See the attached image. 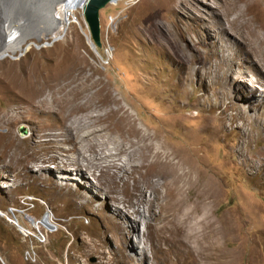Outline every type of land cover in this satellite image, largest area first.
Listing matches in <instances>:
<instances>
[{
  "label": "rangeland",
  "instance_id": "374dc122",
  "mask_svg": "<svg viewBox=\"0 0 264 264\" xmlns=\"http://www.w3.org/2000/svg\"><path fill=\"white\" fill-rule=\"evenodd\" d=\"M62 1L0 0V264H264V0L113 1L95 49L78 5L52 29ZM127 117L193 160L161 217L154 156L113 176L149 152Z\"/></svg>",
  "mask_w": 264,
  "mask_h": 264
},
{
  "label": "bare ground",
  "instance_id": "6f19581e",
  "mask_svg": "<svg viewBox=\"0 0 264 264\" xmlns=\"http://www.w3.org/2000/svg\"><path fill=\"white\" fill-rule=\"evenodd\" d=\"M79 1V2H78ZM113 1H115V0H113ZM172 1H174V0H172ZM77 2V3H76ZM72 3H73V5L74 6H76V5H78L79 6V3H81V0H63L59 5H58V7H54V14L52 15V19H54V23L52 24V29H56L57 28V24L59 23V20H60V17H61V15H62V6H67V4L68 5H72ZM247 3V6L248 7H250V5H251V2L250 1H245V4ZM69 6V7H70ZM251 8H252V6H251ZM48 9V8H47ZM36 11V10H35ZM38 11V10H37ZM74 11H75V9H71V11H70V13H72V15L74 14ZM30 12V11H29ZM32 13V12H31ZM29 16V15H28ZM74 16V18H76L75 17V15H73ZM56 21V22H55ZM70 23H72V20H70V22H68V24H70ZM18 25V24H17ZM54 26V27H53ZM14 30V29H13ZM48 30V29H47ZM23 40V39H22ZM1 51V50H0ZM79 109V108H78ZM75 110H77V109H75ZM113 111V110H112ZM115 112V111H114ZM109 113V112H108ZM108 113H106V115L107 116H109V117H111L110 115H108ZM122 113V112H121ZM112 114V113H111ZM115 114V113H114ZM75 115V114H74ZM73 115V116H74ZM113 115V114H112ZM120 117V116H119ZM72 118V117H71ZM117 118V117H116ZM125 120V121H124ZM122 121V120H121ZM123 121H124V124H122L121 123V128L120 129H118L119 131H118V136H119V138H120V141H121V144H122V149L124 150V151H127L128 149H131L132 147H134V146H136V145H140V144H142V143H144L145 142V140H146V137H148L149 138V140H150V143H148L147 145H149V152H146L145 151V149H142V154L141 155H135V154H133V155H130V157L129 158H127V160L126 161H122V163L120 164V165H118V166H116L117 167V171H116V173H115V175L113 174V176H118V175H120L121 173H123V172H127L128 171V168H129V166H131V167H136V166H139V164L142 162V160L140 159L141 157H142V155H148V156H150V157H153L154 156V158H155V160L157 161V165H158V167L160 168L159 170L163 173V175H161L160 174V172H159V174L161 175V177H162V179H163V187L165 188V190H166V186H167V184L169 183V182H172V181H179L180 182V184H181V190L182 189H186V190H190L191 188H193V186L192 185H190L189 183H193L194 181H193V179L191 178V177H189V176H187L186 174H185V172H183L182 173V170L183 169H185L186 170V172L189 170V169H193V160H192V158H190V157H188L187 155H181L180 156V154H179V151L177 152L176 150H172L171 148H167V147H165V146H162L159 142V140H158V135L156 134V133H152L151 135H148V134H144V133H142V132H140V131H138V130H136V129H134V126H135V124H130L129 122H128V117L127 118H125V119H123ZM122 121V122H123ZM120 125V124H119ZM118 128H119V126H117ZM116 127V128H117ZM129 129V130H128ZM115 132H117L116 130H115ZM114 132V133H115ZM93 133H95V132H93ZM92 133V134H93ZM27 136V133L25 134V135H23V137H26ZM146 136V137H145ZM131 137H136V140H134L133 142H132V140L133 139H131L130 140V138ZM160 137V136H159ZM159 141V142H158ZM125 142H130V146H127L126 144H125ZM102 143V142H101ZM93 144V143H92ZM142 146V145H141ZM143 148V147H142ZM97 152V151H96ZM128 152V151H127ZM93 154H95V153H93ZM98 154V153H97ZM104 154V153H103ZM108 154V153H107ZM170 154H176L177 156L173 159V160H171V161H168V160H165L164 158L163 159H161L160 160V157H165V158H167L168 159V156H170ZM106 155V154H105ZM104 155V156H105ZM95 156V155H94ZM111 156V155H110ZM115 156V155H114ZM109 157V156H108ZM143 158V157H142ZM71 159V158H70ZM96 159V158H95ZM103 159H105V158H103ZM145 159V158H144ZM73 160V159H72ZM107 161V160H106ZM108 161H110V160H108ZM113 161V160H112ZM115 161V160H114ZM66 162V161H65ZM75 162V161H74ZM73 162V163H74ZM151 162V161H150ZM63 163V162H62ZM178 163H181L179 166H177V164ZM64 164V163H63ZM68 164V163H67ZM67 164L65 163L64 164V166L66 167L67 166ZM113 165H116V162H113ZM68 167V166H67ZM178 167H180V169L178 168ZM42 168V167H41ZM64 169V168H63ZM91 169V168H90ZM130 169V168H129ZM81 173V172H80ZM107 178V177H106ZM114 178V177H113ZM104 179V178H103ZM107 180V179H106ZM109 180V179H108ZM111 181V180H110ZM193 181V182H192ZM109 182V181H108ZM101 183V182H100ZM209 185V184H208ZM200 188H201V191H204V190H206L207 189V184L206 185H204V186H200ZM116 190V189H115ZM183 190V191H184ZM201 193V192H200ZM178 195H180V194H178ZM178 195H174V194H172V193H170V192H168L167 190H166V198L164 199V202L162 203L163 205L161 206V210H160V213L158 214L160 217H161V215H163V213H162V210H166L168 207H167V205L168 204H166L165 205V202L167 201V203L168 202H170L171 201V203H175V201L177 200V199H179V196ZM168 197H170V198H168ZM218 198V197H217ZM119 201H120V199H118ZM203 200H205V199H201V201H200V199L199 200H197L196 202H194V201H191L190 200V197L188 196V198L185 200V204H186V208L187 209H192V207H191V205L192 204H194L195 205V207L197 208L199 205L201 206V204H202V202H203ZM201 202V203H200ZM207 205L208 204H206L205 206L207 207ZM134 207V206H133ZM206 207H205V210H206ZM149 210H151V209H149ZM204 210V209H203ZM166 212V211H165ZM134 214H139V215H141L142 217H145V218H147L148 217V214L144 211V212H142L141 210H139V209H135V211L133 212ZM150 215H151V213H150ZM189 216H190V219H191V221H194V228H190L189 226V223L187 222V221H184V220H182V219H180L173 227H171V228H167V230H168V232H172V233H176L177 232V230H178V228H179V226L183 223V224H185V231H186V233H188V231H190V230H194V229H196V227L199 225V224H202L204 221L203 220H199V218H197V215H193L192 213H189L188 214ZM15 220H16V222H15V224L16 225H18L19 227H20V224L18 223V221H17V218L15 217ZM116 225H120V223L117 221V223H115ZM147 226H148V228L151 226L152 227V224L151 223H149V222H147ZM126 228L127 227H125V228H123V231H124V233L126 234ZM129 229V228H128ZM128 233H130V232H128ZM145 236H146V232H144L143 233V236L142 235H136V237H137V239L135 240V244H139V243H143V250L146 252V248H147V246H148V243L145 241ZM123 237H126L125 235H122V238Z\"/></svg>",
  "mask_w": 264,
  "mask_h": 264
},
{
  "label": "water",
  "instance_id": "95a60500",
  "mask_svg": "<svg viewBox=\"0 0 264 264\" xmlns=\"http://www.w3.org/2000/svg\"><path fill=\"white\" fill-rule=\"evenodd\" d=\"M111 1L113 0H81L79 5L89 29L91 44L94 49L101 45L99 11ZM67 14L69 13L67 12ZM17 132L20 136H23L27 133V129L20 124L17 127Z\"/></svg>",
  "mask_w": 264,
  "mask_h": 264
},
{
  "label": "built area",
  "instance_id": "2783aa9c",
  "mask_svg": "<svg viewBox=\"0 0 264 264\" xmlns=\"http://www.w3.org/2000/svg\"><path fill=\"white\" fill-rule=\"evenodd\" d=\"M11 220H12L13 223L16 222V220H14V217Z\"/></svg>",
  "mask_w": 264,
  "mask_h": 264
},
{
  "label": "clouds",
  "instance_id": "9594fccd",
  "mask_svg": "<svg viewBox=\"0 0 264 264\" xmlns=\"http://www.w3.org/2000/svg\"><path fill=\"white\" fill-rule=\"evenodd\" d=\"M115 1H118V0H115ZM111 2H113V1H111ZM111 2H109V3H111Z\"/></svg>",
  "mask_w": 264,
  "mask_h": 264
}]
</instances>
